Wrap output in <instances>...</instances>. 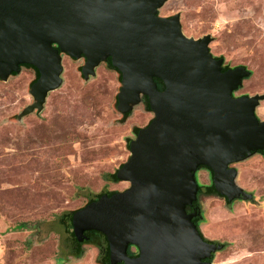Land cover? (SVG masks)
<instances>
[{
  "label": "water",
  "instance_id": "water-1",
  "mask_svg": "<svg viewBox=\"0 0 264 264\" xmlns=\"http://www.w3.org/2000/svg\"><path fill=\"white\" fill-rule=\"evenodd\" d=\"M166 1L0 0V81L21 65L38 73L17 122L38 116L48 94L61 87L63 56L83 60L85 82L100 63L120 73L118 114L130 116L147 100L152 118L115 172L128 187L99 196L70 219L77 242L86 231L104 234L107 264H210L201 261L223 245L204 241L192 222L197 168L209 170L213 190L231 209L234 199L253 200L238 184L237 165L264 159V119L256 114L264 92L234 95L250 70L224 68L209 50L211 35L186 36L179 13L159 15ZM128 244L138 247L136 257L127 256Z\"/></svg>",
  "mask_w": 264,
  "mask_h": 264
},
{
  "label": "rangeland",
  "instance_id": "rangeland-1",
  "mask_svg": "<svg viewBox=\"0 0 264 264\" xmlns=\"http://www.w3.org/2000/svg\"><path fill=\"white\" fill-rule=\"evenodd\" d=\"M159 13H179L186 36L210 34L214 57L250 70L234 95L264 92V0H168ZM81 65L63 56V84L48 94L38 116L21 122L15 117L31 102L33 71L21 68L0 81V264H93L95 254L86 247L71 256L70 213L86 197L128 187L110 174L128 157L132 127H144L152 114L140 104L119 122L116 72L100 63L85 82ZM256 114L264 119V101ZM237 169L238 184L255 203L236 201L227 209L222 198L207 197L200 229L223 244L212 264H264V159L255 156ZM199 182H209L203 170Z\"/></svg>",
  "mask_w": 264,
  "mask_h": 264
},
{
  "label": "flooded vegetation",
  "instance_id": "flooded-vegetation-1",
  "mask_svg": "<svg viewBox=\"0 0 264 264\" xmlns=\"http://www.w3.org/2000/svg\"><path fill=\"white\" fill-rule=\"evenodd\" d=\"M159 15H160V13H159ZM161 16H164V15H161ZM165 16H170V15H165ZM81 61L83 62V60H81ZM105 64L107 65V64H109V62H107ZM143 102H144V100H143ZM143 102L141 103V107L143 105ZM149 113H151V112L149 111ZM120 115H123V114H120ZM150 119L148 120V122L150 121ZM138 129H139V127H138ZM134 137H135V135H134ZM201 170L205 171L207 173L208 178H210L209 170L207 168L203 167V166H199L197 168L196 173H195L196 180H197V182L199 184H200V182H199V173H200ZM117 182H119V181H117ZM107 192H110V191H105V192L100 193L98 195H100V196L103 195V194L107 195ZM114 192H117V191H114ZM98 195H96L93 198L86 197L85 198V202L83 203V205L81 207H83L84 205L88 204L87 202H91L93 200H96L98 198ZM220 197L223 199V202L226 204V199L224 197H222V196H220ZM204 200H205V198L204 199H199V200L196 199V201H195V203L193 205V210L197 214L195 216H193L192 222L196 225V227L199 230V233H200V235H201V237H202V239L204 241L209 242V243L221 244V243H218V242H216L214 240H210V239L206 238L201 232L200 225L203 224V223L200 222L199 220L204 218L203 210H202L203 209ZM236 201H240L241 203H244V204H247V205L251 204V203H255L254 197H253V200L250 201V202L249 201H241L240 199H234L232 201V203H234ZM191 211H192V208L187 206L186 207V212L190 213ZM203 222H205V218H204ZM92 232H94V233H92ZM70 235H71L70 239L74 240L75 243H76L74 246L70 247L71 256L72 257L76 258L77 256L83 255L86 252L83 248L86 247L89 251H91V252H93V254H95V257L93 258V262H92L93 264H107V262L109 260V257H110V252H109L108 243H107V240H106L104 234H102L100 232H97V231H86V232H84L85 238L83 239L82 242H77V240L75 239V237L72 235L71 232H70ZM218 251H220V250H218ZM218 251L214 252L209 260L204 259L201 262L203 263L204 261H209L210 264H212L213 263L214 254H216ZM126 252H127V256L128 257H136L138 255L139 250H138L137 246L128 244V246L126 248ZM117 264H122V263H117Z\"/></svg>",
  "mask_w": 264,
  "mask_h": 264
},
{
  "label": "trees",
  "instance_id": "trees-1",
  "mask_svg": "<svg viewBox=\"0 0 264 264\" xmlns=\"http://www.w3.org/2000/svg\"><path fill=\"white\" fill-rule=\"evenodd\" d=\"M21 67H22V68H25V69H31V70L33 71V78H32V80L30 81V83L33 82V81L36 79V77L38 76V73H37L36 69L33 68V67H31L30 65H21ZM107 67H108L110 70H113V71L116 72V74H117V79H118V81H119L120 73H119L116 69L112 68L110 64H107ZM226 67H228V66L224 65V68H226ZM157 82H158V89H162V88H163L162 83L159 82V81H157ZM113 103H115V102H113ZM142 110L145 111V112H149V111H150V110H149V107H148V103H147L146 98H144V102H143V105H142ZM126 117H127V114H123V115H121L120 118H119V122L122 123L123 121H125ZM132 128H133V135H135L136 132H137V130H138V127H132ZM130 140H131V138H129V139L126 140V147H127L128 143L130 142ZM120 165H121V164H120ZM120 165H119V167H120ZM210 176H211V175H210ZM110 178H111V180H112L113 182H117V181H118V180L116 179V177H115V171H114L113 173L110 174ZM209 179H210V178H209ZM197 184H198V191H197V195H196V197H197L198 200H199V199H204V198H207V197H210V196H215V197L221 198V197H220V196H219V195L213 190V188H212V184H211L210 180H209V183H208V184L200 185L198 182H197ZM112 193H114V191L107 192V195H110V194H112ZM99 196H100V195H98V197H99ZM87 203H89V202H87ZM72 213H73V211L70 213V215H71ZM203 220H204V218L201 219V220H199V221H200V222H203ZM24 226H25V225H24ZM92 233H94V232H92Z\"/></svg>",
  "mask_w": 264,
  "mask_h": 264
}]
</instances>
